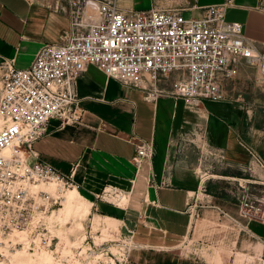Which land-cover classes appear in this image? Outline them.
Masks as SVG:
<instances>
[{
	"label": "crops",
	"instance_id": "0c3cea01",
	"mask_svg": "<svg viewBox=\"0 0 264 264\" xmlns=\"http://www.w3.org/2000/svg\"><path fill=\"white\" fill-rule=\"evenodd\" d=\"M221 1L121 0V6L181 8L185 16H199L202 8ZM235 2L227 20L243 24L246 35L264 51V0ZM69 26L65 0H0V62L13 60L17 68L28 67L38 50L60 42ZM77 94L81 122L63 126L59 118L51 119L48 134L34 149L62 173L75 171V186L91 210L133 231L125 264H233L234 254L264 263V222L237 217V211L207 188L210 177L201 174L202 168L178 158L181 132L200 114L171 95L147 100L143 90L123 85L94 65L77 79ZM210 107L199 113L224 125L218 143L223 159L240 156L247 146L237 111ZM210 132H204L203 143ZM137 138L153 146V156L139 168L133 162ZM106 185L121 189L123 205L97 198ZM232 224L238 227L233 234H211L215 227L231 230Z\"/></svg>",
	"mask_w": 264,
	"mask_h": 264
},
{
	"label": "built area",
	"instance_id": "2783aa9c",
	"mask_svg": "<svg viewBox=\"0 0 264 264\" xmlns=\"http://www.w3.org/2000/svg\"><path fill=\"white\" fill-rule=\"evenodd\" d=\"M65 2L70 26L60 42L44 44L26 68H17L13 60L0 62V238L32 253L52 247L49 215L75 187V171L64 174L41 160L34 144L48 134L53 118L63 126L81 122L77 79L88 66L143 90L147 100L171 95L190 107L225 101V81L243 64L264 74L258 42L246 35L243 24L227 20L235 0L207 5L199 16H185L181 8L129 10L121 0ZM137 141L133 162L139 168L153 156V146ZM123 196L115 185L97 194L106 201ZM253 208L246 201L241 214L257 215Z\"/></svg>",
	"mask_w": 264,
	"mask_h": 264
},
{
	"label": "rangeland",
	"instance_id": "374dc122",
	"mask_svg": "<svg viewBox=\"0 0 264 264\" xmlns=\"http://www.w3.org/2000/svg\"><path fill=\"white\" fill-rule=\"evenodd\" d=\"M92 11L95 12V9L93 8ZM1 77L2 68H0V93ZM224 85L227 96L225 101H205L199 107L186 106L188 110L200 115L195 118L196 123L189 126L187 124L181 132L180 141L183 145L177 155L179 160H186L187 165L202 168L201 174L210 177L207 188L222 197L225 204L232 208L233 213L237 211L235 214L237 217L247 221L257 219L264 222L258 217L264 215V74L256 66L243 64L238 73L227 79ZM208 106H212L209 109L226 107L237 111L241 135L247 146L243 154L238 157H226L227 161L223 159L225 152L218 143L219 133L223 132L224 125L214 123L213 119L210 120L206 115L199 113L201 108L207 112ZM1 124L0 116V126ZM206 129L211 131L206 134L209 137L207 144L203 143ZM213 132H216V136ZM220 174L236 175L239 178L218 176ZM65 200L49 215L48 225L54 234L53 244L49 250L32 253L21 248L14 249L7 245L6 238H0V264H20L19 261L28 256L34 259V264H40L38 258L42 254L51 255V264H123L133 243L131 229L123 222L104 218L93 210L82 220L73 216L62 222L51 220L54 213L65 208L68 202L65 203ZM111 201L118 203L119 199L112 198ZM246 201L255 206L252 212L257 211V215L248 218L241 214V206ZM80 223H82L81 227ZM232 226L234 228L231 230L215 227L211 234L217 236L225 233L233 234L238 227L233 224ZM232 263L257 264L258 262L234 254Z\"/></svg>",
	"mask_w": 264,
	"mask_h": 264
},
{
	"label": "bare ground",
	"instance_id": "6f19581e",
	"mask_svg": "<svg viewBox=\"0 0 264 264\" xmlns=\"http://www.w3.org/2000/svg\"><path fill=\"white\" fill-rule=\"evenodd\" d=\"M126 197L123 196V198L118 201V204H122L125 202ZM68 201V202H67ZM65 208L54 213L51 217V220L53 221H66L70 217H77L80 220L88 217L91 214V203L87 201L79 192V190L75 187L71 188L70 190L67 191L66 193V200L65 203ZM80 227L82 226V223L79 224ZM20 257V256H18ZM39 257V256H38ZM38 261L40 264H51L52 258L51 255L49 254H42L39 258ZM20 264H34V259L32 257H27L26 259L20 260Z\"/></svg>",
	"mask_w": 264,
	"mask_h": 264
}]
</instances>
